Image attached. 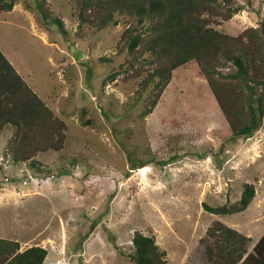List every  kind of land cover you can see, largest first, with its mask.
I'll return each instance as SVG.
<instances>
[{"label":"rangeland","instance_id":"rangeland-1","mask_svg":"<svg viewBox=\"0 0 264 264\" xmlns=\"http://www.w3.org/2000/svg\"><path fill=\"white\" fill-rule=\"evenodd\" d=\"M239 4L247 8L228 18L208 12L209 24L237 36L264 19V0L222 2ZM148 25L127 12L81 22L78 0H14L0 11V48L65 122L60 148L50 135L26 144L11 125L0 132V237L19 240L20 250L46 247L44 264H137L136 230L155 235L169 264H210L216 220L249 237L247 252L264 233V125L233 139L195 60L174 69L144 113L159 88L145 82L158 62L141 43L130 50L124 34L138 28L145 40ZM22 153L30 157L16 160ZM246 181L256 186L247 209H205L237 201Z\"/></svg>","mask_w":264,"mask_h":264},{"label":"trees","instance_id":"trees-1","mask_svg":"<svg viewBox=\"0 0 264 264\" xmlns=\"http://www.w3.org/2000/svg\"><path fill=\"white\" fill-rule=\"evenodd\" d=\"M222 2L230 0H78L81 22L107 24L119 12L134 14L140 23L149 22L145 40L133 32L138 28L124 34L129 37L130 50L141 43L142 51L158 62L145 82L158 81L159 88L144 113L152 112L174 69L195 60L226 115L232 138L249 137L264 125V19L237 36L224 33L209 24L210 16L206 14L216 12L228 18L247 7L239 4L226 9ZM13 6L14 0H0V11H10ZM92 10L95 17L88 12ZM54 21L63 32L67 31L63 19L56 17ZM225 66L230 68L226 72L222 69ZM7 125L14 127L16 141L30 144L43 134L50 135L53 147L62 145L55 136L62 132L65 122L0 48V132ZM29 155L22 153L16 160ZM255 194V184L246 181L237 201L218 205L205 202L204 206L213 213L232 214L247 209ZM208 232L216 238L215 248L207 247L210 264H264V233L247 253L249 237L237 228L216 220ZM20 247L19 240L0 237V264H44L49 253L38 244L24 250ZM130 257L137 264H169L167 250L155 235L141 230L134 233Z\"/></svg>","mask_w":264,"mask_h":264},{"label":"water","instance_id":"water-1","mask_svg":"<svg viewBox=\"0 0 264 264\" xmlns=\"http://www.w3.org/2000/svg\"><path fill=\"white\" fill-rule=\"evenodd\" d=\"M72 53L76 60H79L85 55L84 51L78 49L75 44L72 47Z\"/></svg>","mask_w":264,"mask_h":264},{"label":"crops","instance_id":"crops-1","mask_svg":"<svg viewBox=\"0 0 264 264\" xmlns=\"http://www.w3.org/2000/svg\"><path fill=\"white\" fill-rule=\"evenodd\" d=\"M230 226H231V225H230ZM232 227H233V226H232ZM234 228H236V227H234ZM238 230H240V229H238ZM240 231H241V230H240ZM258 240H259V239H258ZM255 244H256V243H255ZM23 250H24V249H23ZM249 252H250V251H249ZM247 253H248V252H247ZM247 253H246V254H247ZM238 264H239V263H238Z\"/></svg>","mask_w":264,"mask_h":264}]
</instances>
